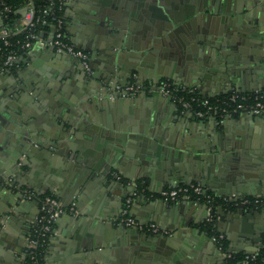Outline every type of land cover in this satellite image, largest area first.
<instances>
[{
	"label": "crops",
	"instance_id": "obj_1",
	"mask_svg": "<svg viewBox=\"0 0 264 264\" xmlns=\"http://www.w3.org/2000/svg\"><path fill=\"white\" fill-rule=\"evenodd\" d=\"M185 3L177 17L183 33L197 34L200 43H188L197 46L195 57L172 61L150 51L137 66L131 52L146 46L141 32L128 46H116L107 35L92 38L86 1L64 0L67 33L90 52L93 71L68 53L38 45L23 52L12 71H0V97L7 100L0 106V264H25L39 212L38 200L5 182L11 176L20 188L78 201L77 215L56 220L46 264H226L203 228L205 205L157 195L178 181H203L218 195H264V112L202 119L158 91L108 98L109 80L125 83L133 72L150 82L194 84L209 95L264 86V0ZM115 49L121 52L113 63L109 52ZM199 154L205 157L200 163L193 156ZM138 179L150 194L136 196L131 213L166 230L145 231L123 221L126 197ZM218 209L216 224L229 249L257 250L264 206Z\"/></svg>",
	"mask_w": 264,
	"mask_h": 264
},
{
	"label": "built area",
	"instance_id": "obj_2",
	"mask_svg": "<svg viewBox=\"0 0 264 264\" xmlns=\"http://www.w3.org/2000/svg\"><path fill=\"white\" fill-rule=\"evenodd\" d=\"M28 3L22 9L23 15L20 25H17L16 30L27 28L26 35L16 40V46H12V41L9 38L13 33V29L3 22L0 25V71H12L17 65L20 55L29 51L35 45L41 48H51L60 53H68L77 58L81 64L89 71H93L91 64L90 52L85 48L77 46L69 37L65 25L64 16V0H48L44 10L36 16L35 0H27ZM12 10V6L5 0H0V15L3 19L5 13ZM62 11V13H61ZM53 22L50 28H38L35 22L47 24L49 21ZM165 79V78H164ZM154 82L148 85L142 82L136 73H133L132 78L121 83L117 80H109L110 86L113 89L108 93L109 99H115L120 93L125 95H134L141 91H158L170 97L183 111H189L198 117H217L225 118L231 115L238 114L243 111L252 113L264 112V86H256L251 89H239L237 87H230L226 91L209 95L202 93L197 85H190L183 82L176 81L172 78ZM202 96L199 97L198 95ZM22 164V161L20 162ZM5 182L13 185L14 188L22 192L23 196L29 199L38 198L39 193L31 189H23L18 187L17 181L13 176L7 177ZM143 195L138 193V185L132 193L126 197L124 205L123 221L129 226H136L145 231L160 232L166 230L161 228L157 222H142L131 213V206L136 196ZM158 198L166 202H173L178 200H192L195 203H203L206 208V219L213 220L218 214L217 204L218 200L233 202L237 207H261L264 206V196L262 195H218L211 191L201 181H194L190 183H180L174 186L162 187L158 192ZM39 212L35 216L32 226L35 233L27 237V255L30 257L29 264H46V252L44 250V260H40L38 253L40 246L44 245L47 251L48 239L55 230V222L63 214L77 215L78 201H64L56 193H47L43 197H39ZM225 234L220 231L219 236ZM213 241L218 245L216 236H212ZM24 254V261H25ZM249 256V255H248Z\"/></svg>",
	"mask_w": 264,
	"mask_h": 264
},
{
	"label": "water",
	"instance_id": "obj_3",
	"mask_svg": "<svg viewBox=\"0 0 264 264\" xmlns=\"http://www.w3.org/2000/svg\"><path fill=\"white\" fill-rule=\"evenodd\" d=\"M87 11L85 12L86 26L91 33V37L108 36L115 40L116 46L124 43L128 46L129 40L134 33L141 32L146 46L142 49H135L131 52L135 64L143 62L139 58H145V53L151 51L152 54L165 56L174 59L176 57L191 58L196 56V45L188 44L193 40V43H200L197 39L195 30L183 33L185 24L183 25L181 18L177 17V10L185 8V2L188 0H85ZM188 5V4H186ZM192 14H197L196 11ZM1 24L4 19L0 15ZM190 22V21H189ZM188 22V24H189ZM194 28V27H193ZM196 37V38H195ZM120 49L109 52L110 59L113 63L116 56L120 55ZM176 52V53H174ZM192 54V56H191ZM139 57V58H138ZM173 61V60H172ZM192 63V62H191ZM136 67H132L134 70ZM140 66V65H139ZM138 69V68H137ZM260 86V85H259ZM261 87V86H260ZM147 92V90H145ZM6 98L0 97V106H6ZM19 110H16L15 115L19 116ZM177 155H183L176 148H172ZM198 159H205L201 154L193 155ZM243 162L242 173L246 174V166ZM207 168V173L210 171ZM203 171V173H206ZM192 174H197L194 170ZM178 181L176 184H179ZM207 186V184L201 181ZM172 186V185H171ZM35 201L37 199L35 198ZM240 209V208H238ZM243 210V209H241ZM253 251V250H252Z\"/></svg>",
	"mask_w": 264,
	"mask_h": 264
},
{
	"label": "trees",
	"instance_id": "obj_4",
	"mask_svg": "<svg viewBox=\"0 0 264 264\" xmlns=\"http://www.w3.org/2000/svg\"><path fill=\"white\" fill-rule=\"evenodd\" d=\"M5 1L12 6V10L5 13L4 21L7 26L13 29V33L10 35L9 38L11 39L12 46L14 47L16 46V40L26 35L27 28H24L22 30L21 29L16 30V28H17V25H20L21 23L20 21L23 15L22 9L25 7L28 1L27 0H5ZM47 3H48V0H35L34 1L35 9H36V16L44 10ZM35 24L38 28H41V29L50 28L53 26V22L51 20L47 24H41L39 22H35ZM0 42H2L1 37H0ZM198 96L201 97L202 95L199 94ZM137 185H138V193H142V194L149 196L150 191L148 189L146 181H144L143 179H138ZM47 193H51V192L49 191V192L41 193L39 194V197H43ZM250 196H255V195H250ZM217 204H220L223 207H227V208L237 207L236 205L233 204V202L225 201L223 199L218 200ZM217 210H219L218 207H217ZM203 228L211 237L216 236L217 243L218 245L221 246V251L225 255L226 264H264V237L262 239L261 244L259 245V248L255 251H251V252L233 251L229 249V240L226 237V235L219 236L221 230L218 229V226L216 224V218L213 220L206 219L203 224ZM30 229L31 230H30L29 235L32 236L35 233L34 227L31 226ZM42 248H44V245L40 246V251L38 253L40 260L41 259L44 260V256H45L44 253L46 252V249H42ZM24 254H26L24 262L25 264H29L30 257L27 255L28 254L27 248L24 249Z\"/></svg>",
	"mask_w": 264,
	"mask_h": 264
},
{
	"label": "rangeland",
	"instance_id": "obj_5",
	"mask_svg": "<svg viewBox=\"0 0 264 264\" xmlns=\"http://www.w3.org/2000/svg\"><path fill=\"white\" fill-rule=\"evenodd\" d=\"M133 73H136V72H133ZM142 82H146L148 85H151V84H153L154 82H159V81H161L162 79H164V78H162V79H159L158 81H152V82H150L151 80H144V79H142V78H139ZM166 79V78H165ZM164 79V80H165ZM167 80V79H166ZM184 83V82H183ZM186 84H188V83H186ZM110 85V84H109ZM194 85V84H193ZM111 87V86H110ZM147 92H150V91H147ZM151 92H157V91H151ZM180 109H181V107H179ZM205 118H209V117H207V116H205V117H202V119H205ZM215 119H217V117H214ZM190 201H192V200H190ZM192 202H194V201H192ZM201 204H203V203H201Z\"/></svg>",
	"mask_w": 264,
	"mask_h": 264
},
{
	"label": "flooded vegetation",
	"instance_id": "obj_6",
	"mask_svg": "<svg viewBox=\"0 0 264 264\" xmlns=\"http://www.w3.org/2000/svg\"><path fill=\"white\" fill-rule=\"evenodd\" d=\"M176 14H178L177 12H176ZM207 94V93H206Z\"/></svg>",
	"mask_w": 264,
	"mask_h": 264
}]
</instances>
